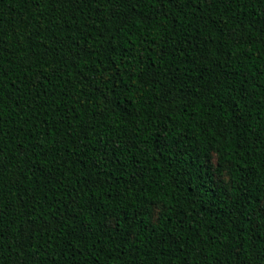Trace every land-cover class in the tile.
<instances>
[{"label": "trees", "instance_id": "1", "mask_svg": "<svg viewBox=\"0 0 264 264\" xmlns=\"http://www.w3.org/2000/svg\"><path fill=\"white\" fill-rule=\"evenodd\" d=\"M0 264H264V0H0Z\"/></svg>", "mask_w": 264, "mask_h": 264}]
</instances>
